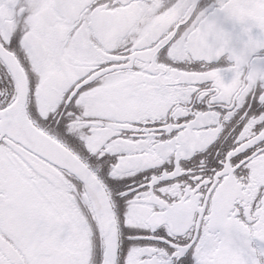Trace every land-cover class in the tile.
I'll list each match as a JSON object with an SVG mask.
<instances>
[{"label": "snow or ice", "instance_id": "obj_1", "mask_svg": "<svg viewBox=\"0 0 264 264\" xmlns=\"http://www.w3.org/2000/svg\"><path fill=\"white\" fill-rule=\"evenodd\" d=\"M0 264H264V0H0Z\"/></svg>", "mask_w": 264, "mask_h": 264}, {"label": "flooded vegetation", "instance_id": "obj_2", "mask_svg": "<svg viewBox=\"0 0 264 264\" xmlns=\"http://www.w3.org/2000/svg\"><path fill=\"white\" fill-rule=\"evenodd\" d=\"M121 239H122V247H123L124 243H127V241L124 236H122ZM97 251H99V246H97Z\"/></svg>", "mask_w": 264, "mask_h": 264}]
</instances>
